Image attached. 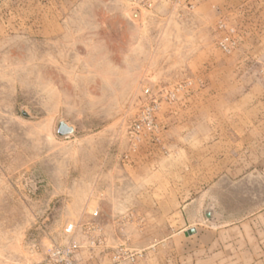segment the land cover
<instances>
[{"label": "rangeland", "instance_id": "rangeland-1", "mask_svg": "<svg viewBox=\"0 0 264 264\" xmlns=\"http://www.w3.org/2000/svg\"><path fill=\"white\" fill-rule=\"evenodd\" d=\"M67 248L264 264V0H0V264Z\"/></svg>", "mask_w": 264, "mask_h": 264}, {"label": "water", "instance_id": "water-1", "mask_svg": "<svg viewBox=\"0 0 264 264\" xmlns=\"http://www.w3.org/2000/svg\"><path fill=\"white\" fill-rule=\"evenodd\" d=\"M131 17L134 19V20H137L138 18V13L134 12L131 14ZM23 116L27 117V114L24 112L22 113ZM74 132V129L73 127L67 125L65 122H59L58 124V129H57V135L60 136V137H65V136H68V135H71L73 134ZM205 217L208 219V220H212V212L211 211H206L205 212ZM194 232L193 231H189V234H193Z\"/></svg>", "mask_w": 264, "mask_h": 264}, {"label": "built area", "instance_id": "built-area-1", "mask_svg": "<svg viewBox=\"0 0 264 264\" xmlns=\"http://www.w3.org/2000/svg\"><path fill=\"white\" fill-rule=\"evenodd\" d=\"M72 254V249L67 248L64 251H58L54 252L51 256L52 258H55V256L59 255L60 259L59 262L60 264H74L73 261L70 259V255Z\"/></svg>", "mask_w": 264, "mask_h": 264}, {"label": "crops", "instance_id": "crops-1", "mask_svg": "<svg viewBox=\"0 0 264 264\" xmlns=\"http://www.w3.org/2000/svg\"><path fill=\"white\" fill-rule=\"evenodd\" d=\"M191 229H192L191 225H187L180 233L187 232L188 230H191Z\"/></svg>", "mask_w": 264, "mask_h": 264}]
</instances>
